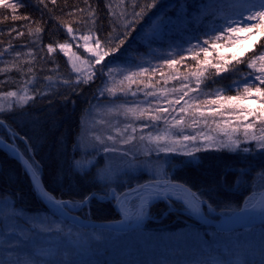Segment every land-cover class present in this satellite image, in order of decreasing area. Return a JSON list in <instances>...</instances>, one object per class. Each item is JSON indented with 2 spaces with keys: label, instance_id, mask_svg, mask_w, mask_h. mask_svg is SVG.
Wrapping results in <instances>:
<instances>
[{
  "label": "trees",
  "instance_id": "1",
  "mask_svg": "<svg viewBox=\"0 0 264 264\" xmlns=\"http://www.w3.org/2000/svg\"><path fill=\"white\" fill-rule=\"evenodd\" d=\"M5 2L17 3L18 7L13 12L0 5V100L8 98V92L20 95V92L27 89L28 94L25 103L5 104L3 107L4 111L0 112V120L3 121L0 125V138L16 146L28 158L40 174L48 193L69 202L80 203L84 195L90 192L100 197L107 193L105 184L95 179L99 176L96 167L88 171L87 175L74 169V161L78 159V135L84 126V115L95 102L105 68L123 59L137 63L146 54L152 56L155 53L150 69L142 76V82L136 88L156 90L167 86L178 94L200 88L198 93L202 96L199 101L211 98L206 95H213L214 92H220L218 97L224 100L228 97L240 99L247 95L244 92V79L255 72L247 67L248 63L256 58L255 65L258 67L260 59L257 57L264 53V28L249 31V26L257 21L245 23L241 19L249 14L246 9L252 4H256L252 11H264L259 7L261 0ZM153 3L154 7H148ZM136 13L141 15L137 16ZM13 15L26 16L28 19L14 20ZM260 23L264 24V21ZM229 24L238 30L216 39L220 30ZM67 26L73 28V34L67 33ZM37 28L41 31L37 32ZM149 32L152 34L149 35ZM256 34H260V37L240 57L227 55L221 63L216 59L217 62L212 64H218V69H215L216 66L199 64L205 58L201 47H207L212 53L218 47L236 44L243 41L245 36ZM72 35H75L76 40H82L87 35L93 44L99 39L101 43L98 51L118 48L116 52L104 57L102 63L106 67L99 64L95 68V77L86 82L77 80L69 65L67 53L59 48L60 44L67 43L72 48L68 51L74 50ZM121 40L123 44H120ZM205 40L208 44H204ZM49 45L53 47L52 52L48 51ZM168 59H174L177 63L169 66L165 62ZM194 71H200V74L196 77ZM170 75L174 76L171 78ZM258 82L247 86L264 88V84L257 85ZM193 99L194 102L198 101L197 97ZM190 122L186 118L185 124L179 127L182 130L185 127L192 129L194 126ZM257 131L264 135V125ZM248 149L247 152L243 151V147L236 152L225 149L191 150L195 152L191 157L183 155L184 152L164 155V159L170 157L167 177L188 186L210 204L215 212L231 214L239 210L264 182V175L260 174L264 168V149L254 146H248ZM144 180L143 177L135 181H124L116 187L117 192L121 193ZM175 204H172L173 209L166 202L159 201L149 210V214L159 219L161 225L178 224L175 229L167 231L170 236H164L166 232H152L148 229L145 230L147 233L135 230L124 234L83 230L55 216L41 201L23 168L0 148V213L3 211L1 208L6 209L7 213L6 220L0 215V239L8 238L6 243L2 239L0 242V258L4 259L2 264H197V257L203 256L195 257L187 247L202 252V249L206 251L203 242L210 249L212 245L220 247L226 241L230 242V239L250 233L259 235V243L263 241L264 224L249 232L219 234L215 230L189 227L190 224L185 223L186 215L179 213V210L185 208ZM77 214L90 221H120V216L110 202H98L95 198ZM38 220H49L51 224H58L60 230L80 233L91 239L95 235H115L124 240L130 239V242L126 246L111 248L115 253L120 250L125 252L114 260L109 257L110 253L103 252L99 244L89 243L79 248L81 245L74 242L71 251H66L64 240L60 244L44 245L45 239L52 237V233H42L36 223ZM7 226L14 230L10 236L6 233ZM171 231L175 233L171 234ZM176 234L177 237L184 235V239L180 242L172 241ZM194 234H198L196 239L203 237V242L196 240L192 243L191 235ZM210 234H214L216 241H213ZM163 239H167L166 244ZM89 247L94 252L88 254ZM45 249L50 250L49 254L44 252ZM5 254L8 255L7 260ZM159 255H163L166 261L161 260Z\"/></svg>",
  "mask_w": 264,
  "mask_h": 264
},
{
  "label": "rangeland",
  "instance_id": "2",
  "mask_svg": "<svg viewBox=\"0 0 264 264\" xmlns=\"http://www.w3.org/2000/svg\"><path fill=\"white\" fill-rule=\"evenodd\" d=\"M153 31H155V29ZM151 34L152 33L149 35ZM259 37L260 34L251 37L245 36L243 41H239L236 44L218 47L216 51L212 53L209 52V55L204 58V62H200L199 64L204 66H216L217 68L215 69H218V64H212L213 62L218 61V63H221L225 60L224 57L227 55L240 57L242 53L247 51L252 43H254ZM73 42L75 49L67 51V57L74 76L77 80L81 81H85V78L88 76H91V78L95 77V68L99 64L103 67L105 66L102 63L103 60L98 64L95 63L96 57L86 51L85 41L83 39H75ZM94 45L95 44H93L90 39L87 41L88 48L95 49L96 47ZM73 53H75V55H73ZM154 56H156L155 53H153L152 56L151 54H146L143 59H139L137 63L133 62L131 59H123L117 61V64H112L105 68L104 75H102V78L100 79L101 81L99 82V90L95 102L93 101V105H90V108L84 115L85 119L83 118L84 126L78 135L77 141V161L89 164L86 170L87 172L96 167L95 169L97 175H99V181L105 184L106 194L111 196L116 194V187L124 181H135L143 177L145 180L142 183L147 182V179H149V181H170L166 172V169L170 164L168 162L170 157L164 159V155H173V153L180 154V152H184L183 155L191 157L195 153L191 150H195L196 148L215 150L225 149L229 152H236L241 147L244 149H248V146H254L255 148L259 147L257 141L251 139L245 140L244 137L245 126L249 123L252 124V128L248 129L249 135L251 136L254 134L257 137L262 136L260 135V131L257 130L264 125V108H262L264 100L259 99L258 94L255 93L254 88L256 86L252 88L253 91L251 93H246L247 95L244 98L239 99L236 97L235 100H224L218 97L221 95L219 94L220 92H214L213 95H206L211 97L206 98V101H199L200 96H202L201 93H198L201 91L200 88L197 90L195 89L197 93H195L194 90L187 93V95H182L184 92L178 94L167 86H161L159 87L160 89L156 90H151V88H136L137 85H140L139 82H142V76L146 75L147 73L145 72L150 69V62ZM85 61H87V63ZM259 63L258 67L255 65V68H252V71L255 72L247 78L249 80L248 84H256L257 80L254 79V76L260 75V73L255 69L264 65L262 60H260ZM114 66L116 69H113ZM141 69H144L145 71H141ZM199 72L200 71H194L193 73L197 77V74H200ZM93 73L94 75H92ZM132 73H135L136 75L131 76V80L126 79V77L130 76ZM174 75H170V77L172 78ZM259 84L260 82L257 83V85ZM108 89H113L115 95L109 92ZM120 89H124V91H120ZM133 93H135V95H133ZM147 93H154V95H147ZM27 94V89H25L16 97H8L5 98V100H0V106L4 107L5 104H20L18 103V98L22 96L26 97ZM180 95L183 96V99H180ZM191 96H193V98L197 97L198 101L194 102V99ZM178 100L179 103H176ZM210 100H216L217 102L211 104L209 103ZM253 101L255 102L253 103ZM193 106L196 110H194ZM136 107L145 109L151 115L160 116L161 118L159 120H151L147 118L135 119L130 114H125L126 109ZM7 108H9V106ZM164 108H167L168 111H156L157 109ZM181 108H183L184 111H181ZM212 110L215 111L213 112ZM201 113H204V115L201 116ZM181 117H183L182 123L180 125H175V121L180 120ZM185 117L191 121L190 124L194 126L192 129L184 126L185 129L182 130L181 127H179L182 124H185ZM245 117H247V119H245ZM125 129H127V131H124ZM132 129H135V131L133 132ZM226 133L228 135H226ZM185 135L197 136V139L195 141H183L182 136ZM229 135L232 136V139L239 141L238 148L231 146ZM109 136H112L114 139L109 140ZM128 136H133L134 139H132L130 143H124L123 141ZM158 136L165 137L164 140L159 141L160 144L166 143L168 146L174 147L177 150L174 152L157 150V142L150 141L149 137L155 138ZM97 137H99L100 140H97ZM141 137H144V139L141 140ZM205 137H211L212 139L206 140ZM101 140L103 143H101ZM174 141H179V143H174ZM106 146L115 150L105 152L104 148ZM188 152H191L192 155H188ZM99 160H101V162H99ZM131 161L132 163H130ZM105 172H109L106 179ZM258 189L259 190H255V192L246 199L241 208H249L260 199L264 189L263 181ZM146 194H148V192L135 195L126 200L123 204L128 208L129 225L135 223L138 219L141 211L139 208L140 198ZM81 205L82 204L79 202H69V208L73 211H78ZM183 207L185 209H178L179 213L186 215L189 219H193L194 217L191 215L190 211L187 210L185 206ZM199 207L202 211L208 213L209 217H216L215 219L228 216V214L218 212L215 214L214 210L208 212V204L206 205L205 203L199 204ZM1 210L3 211L0 215L2 214L5 217L7 215L6 209L1 208ZM49 210L55 216H60V213L56 209L50 207ZM142 212L145 220L142 222L140 228L137 229L141 232L147 233L145 230L148 229V231L152 232H166L164 236H170L167 231L174 227H178V224L176 223L161 225L159 219L149 214L148 207H145ZM6 218L7 217H5V220ZM257 218V216L248 217L244 219V222L248 223L252 221L251 219L255 220ZM36 223L37 226L42 229V233L44 231H47V233L49 231L50 234L52 233V237L45 239L44 245L60 244V242H63L64 240L65 244L63 247L66 251H71V244L74 242L81 245L78 246L79 248H83L84 246L89 245V243L99 244L103 252L107 251V253H110L111 255H109V257L114 260L117 256L124 255L125 252H123L124 250H120L115 253L111 248H119V245L126 246L130 242V239L124 240V238H119L115 235L111 237L95 235V237H93L94 239H91L80 233L60 230L58 224H51L49 220H38ZM8 225H10L9 222ZM5 227L6 226H4V228ZM206 229H209V231L214 230L210 227H206ZM12 231L14 230L11 229V226H7L6 233H9V236ZM1 233L0 235H2ZM173 233L175 232L171 231V234ZM213 236L214 234H210V237ZM257 236L259 235H253L250 233L240 238L235 237L234 239H230V242L226 241L220 247L217 246V244L212 245L210 249L206 248V244L203 242V237H200L196 240L203 242L206 251L202 249V252H200L194 248L190 249L189 247H187V250L191 251L195 257L198 255L203 256L202 258L197 257V264H264V238H262V243H259ZM176 237L177 234L172 241L180 242L181 239H184V235ZM138 238L141 239V236ZM1 239L2 242L6 243L8 238L4 237ZM166 240L167 239H163L165 244ZM196 240L193 239L192 243H195ZM137 241L140 242V240H136L135 242ZM213 241H216L215 237H213ZM184 251L186 250L184 249ZM44 252L49 254L50 250L45 249ZM91 252H94V250L92 247H89L88 254ZM159 257L161 260L166 261L163 255H159ZM5 259H8V255L6 254ZM3 261L4 259L2 260L0 258V264H2ZM154 264L157 263L154 262Z\"/></svg>",
  "mask_w": 264,
  "mask_h": 264
},
{
  "label": "snow or ice",
  "instance_id": "3",
  "mask_svg": "<svg viewBox=\"0 0 264 264\" xmlns=\"http://www.w3.org/2000/svg\"><path fill=\"white\" fill-rule=\"evenodd\" d=\"M40 2L43 3V0H40ZM52 3H55V0H52ZM0 5H2L6 9H12L13 12H15V10L18 7V4L17 3L5 2V0H0ZM154 6H155V3L148 5V7H154ZM255 7H256V4H252L251 7H249V8L246 9L249 14L246 17H242L241 18L242 21L245 22V23L247 21H253V20H256L257 21V23L252 24V25L249 26V31H251L254 28H264V24H261L260 23V21H264V11H255V12L252 11V9L255 8ZM259 7L261 9H264V0H261ZM136 15L139 16V15H141V13H136ZM12 19H14V20L15 19H28V17H26V16L25 17H19V16H16V15H13L12 16ZM233 23H238V22L237 21H234ZM14 30L15 29H13V31ZM237 30H238L237 27H234V26H232V24H229L227 27L222 28L220 30L219 35L216 36V39H220L226 33H232V32H235ZM36 31L39 32V31H41V29L37 28ZM67 33L68 34H73V28L71 26H67ZM18 34L19 35H22V33H18ZM72 39L73 40L76 39L75 35H72ZM83 40L85 41L86 51H88L89 53H91L93 56L96 57L95 63H97V64L100 63L104 59L105 56H108L111 53H114V52H116L118 50V48H112V49H109L108 51H98L97 49H100V43H101L99 39H96L94 41V43L96 45V48L95 49L94 48H88L87 47V41L89 40V36H87V35L83 36ZM123 43H124V41L121 40L120 41V44H123ZM204 44H208V41L205 40L204 41ZM70 47H71V45L70 44H67V43L60 44L59 45L60 50L61 51H64L65 53H67V51H68V49ZM48 51L49 52H52L53 51V47L51 45H49ZM201 51H203L205 57H207L209 55V51H208V48L207 47H201ZM73 55H75V53H73ZM257 58L260 59V60H262V61H264V53L260 54ZM193 59H195V57H193ZM255 59L256 58H254L251 62L248 63V65H247L248 68H255ZM85 62L87 63V61H85ZM165 62L169 66L174 65V64L177 63V61L174 60V59H168ZM255 70L257 72H259L260 75H255L254 76V79L257 80V81H259L260 84H264V65H261L259 68H256ZM141 71H145V70L144 69H141ZM92 75H94V73ZM134 75H136V74L135 73H132L130 76L126 77V79L131 80V76H134ZM87 79H91V76L86 77L85 78V82L87 81ZM132 82H134V81H132ZM243 82L245 84L244 92L245 93H251L253 91V89L247 86L248 83H249V80L247 78H245ZM108 91L111 92L113 95H115V91L113 89H108ZM120 91H124V89H120ZM254 91H255V93L258 94L259 99L264 100V88H262L260 86H256L254 88ZM6 95L8 97H16L17 96V93H15V92H8ZM133 95H135V93H133ZM147 95H154V93H147ZM184 95H187V92H185ZM180 99H183V96H181ZM235 99H236V97H228V100H235ZM26 100H27V97H25V96L19 97L18 98V103H20V104L25 103ZM216 102H217L216 100H210L209 101V103H211V104H215ZM254 102L255 101H253V103ZM176 103H179V100L176 101ZM262 108H264V105H262ZM3 111H4V108L2 106H0V112H3ZM156 111L157 112H167L168 109L167 108L157 109ZM181 111H184V109L181 108ZM212 111L214 112L215 110H212ZM125 114L126 115L130 114L135 119H144V118H147V119H151V120H159L161 118L160 116L151 115L147 110L140 109L138 107L126 109V113ZM203 115H204V113H201V116H203ZM245 119H247V117H245ZM182 121H183V117H181L180 120L175 121V125H180L182 123ZM194 123H195V121H194ZM2 124H3V121L0 120V125H2ZM250 128H252V124L251 123H249V124H247L245 126V131H244L245 140H248V139L255 140V141H257L258 146L261 149H264V135L257 137L256 135L253 134V135L250 136L249 135V132H248V129H250ZM124 131H127V129H125ZM132 131L134 132L135 129H132ZM226 135H228V134L226 133ZM96 139L97 140H100L99 137H97ZM108 139L109 140H113L114 138L112 136H109ZM132 139H134L133 136H128L123 142L124 143H130ZM143 139H144V137H141V140H143ZM149 139H150V141L157 142V150H159V151H163V152H174V151L177 150L174 147L168 146L166 143L165 144H160L159 143V141L165 139L164 136H158V137H155V138L149 137ZM196 139H197V136H191V135L182 136V140L183 141H195ZM205 139L206 140H210L212 138L211 137H205ZM229 141H230L231 146L236 147V148L239 147V141L232 139V136L231 135H229ZM101 143H103L102 140H101ZM174 143H179V141H174ZM114 150L115 149L109 148L107 146L104 148V151L105 152L114 151ZM195 151H200V148H196ZM243 151L247 152V151H249V149H244ZM187 154L188 155H192L191 152H188ZM88 166H89L88 163H82L81 161H74V169H75V171L81 173L82 175H87V171L86 170H87ZM260 174L261 175H264V168H262ZM108 175H109V172H105V179L107 178ZM95 179H99V176H97ZM161 190L163 191V189H161ZM44 196H46L49 200L54 201L57 205H60V206H63L64 204L67 203V202L55 200V197H53L48 192H44ZM93 198H97V194L96 193H92V192L87 193V194L84 195V197L80 201V203L81 204H86L90 200H92ZM192 200L196 202V206L194 207L193 210L196 213H199L200 212L199 204L206 203V201L201 200L195 193H192ZM208 211L209 212L213 211V208H212V206L210 204L208 205Z\"/></svg>",
  "mask_w": 264,
  "mask_h": 264
},
{
  "label": "water",
  "instance_id": "4",
  "mask_svg": "<svg viewBox=\"0 0 264 264\" xmlns=\"http://www.w3.org/2000/svg\"><path fill=\"white\" fill-rule=\"evenodd\" d=\"M0 148L6 151L25 171L26 175L30 179L31 184L33 185V188L35 189L37 195L41 199V201L48 207H51L53 209H56L60 213V218L69 223L72 224L80 229L83 230H105V231H110L113 233L117 234H124L130 231H135L137 230V226L132 225L129 226L128 222L124 219L121 211L119 210L120 208V202L127 197L131 196L132 194L136 193L134 190H128L122 193L118 198L115 199V202L112 200V196L103 197L99 198L97 195V201L98 202H111L113 204V208L116 211V213L119 214L121 217V222L119 223H106V222H97V221H90V220H85L81 218L79 215H77L78 211L81 210L86 204H82L81 207L79 208L78 211H73L69 208V201H64L55 198V200L58 201H63L67 202L63 206L57 205L54 201L49 200L46 196H44V192H47V190L44 187V184L42 182L40 174L36 171L34 166L31 164V162L28 160V158L13 144L10 142H7L6 140L0 138ZM162 184L160 181L157 182H151L147 185H141L138 188V191H143L149 187H155V188H160L162 186L168 188H177L181 189L186 192L188 195V201H184V203L188 206L189 211L191 214L195 215L198 219H200L202 222L205 223L206 227H210L215 229L216 231L219 232H231L232 230L236 229H252L253 227H256L258 225L264 224V193L260 197V199L251 207L249 208H241L240 210L236 211L229 217L224 219L223 224L218 225L219 222L213 221L211 219L205 218L201 212L196 213L193 209L194 204L192 201V193H194L192 190H190L188 187L182 185L181 183L178 182H171V181H165ZM169 199V200H178L179 198H172L169 194L163 195V196H158L157 199ZM142 213V211H141ZM254 214H261L262 219L260 221H255L252 224H245V225H240V226H234V221L238 218L243 219L245 217L254 215ZM222 223V222H220ZM140 228V227H139Z\"/></svg>",
  "mask_w": 264,
  "mask_h": 264
},
{
  "label": "bare ground",
  "instance_id": "5",
  "mask_svg": "<svg viewBox=\"0 0 264 264\" xmlns=\"http://www.w3.org/2000/svg\"><path fill=\"white\" fill-rule=\"evenodd\" d=\"M111 61H115V60H111ZM110 64V63H109ZM113 69H116V67L114 66L113 67ZM125 153V152H124ZM130 163H132V161L130 162ZM148 181L147 182H145V183H140V184H134L131 188H129V189H125L124 191H122L121 193H118L117 191L115 192L116 194H114L113 196H112V200H113V202H115V199L116 198H118V196H120L122 193H124L125 191H128V190H134L136 193H134V194H132L131 196H129V197H127L126 199H124V200H122L121 202H120V208H119V210L121 211V213H122V215H123V217H124V219L128 222V225H129V217H128V208H126L123 204L126 202V200H128L129 198H131V197H133V196H135V195H139V194H142V193H144V192H148V194H146V195H143V196H141V198H140V202H139V208L141 209V211H143L144 210V208L145 207H148V209L150 210L154 205H156L157 204V202H159V201H163V202H166L169 206H171L172 208H173V205H176L175 203H178V204H180L181 206H185L186 208H187V210H189V208H188V206L184 203V201H188V195L186 194V192L185 191H183V190H181V189H177V188H172V187H168V188H166V187H164V186H162V187H160V188H155V187H149V186H147V188L145 189V190H143V191H138V188L141 186V185H147V184H149V183H151V182H157V181H149V179H147ZM171 181V180H170ZM162 184H164L163 182H165V181H160ZM172 183L174 182V181H171ZM179 183V182H178ZM182 184V183H181ZM182 185H184V184H182ZM184 186H186V185H184ZM186 187H188V186H186ZM189 188V187H188ZM161 189H163V191L161 190ZM190 189V188H189ZM191 190V189H190ZM193 191V190H192ZM194 192V191H193ZM199 198H200V196L196 193V192H194ZM263 193H264V189H263ZM262 193V194H263ZM166 194H169L170 196H172V198H176V199H178L179 198V201L178 200H169V199H165V198H161V199H157V197L158 196H163V195H166ZM108 196H111V195H109V194H106L105 196H102V197H100V196H98L99 198H103V197H108ZM96 200H97V198H95ZM201 200H203V201H205L204 199H202V198H200ZM147 201V202H146ZM193 201V200H192ZM174 202V203H173ZM112 204V203H111ZM173 204V205H172ZM177 204V205H178ZM193 204H194V206L196 205V202L195 201H193ZM206 205H207V203H205ZM174 209V208H173ZM172 209V210H173ZM208 210V209H207ZM141 211H140V213H139V216H138V219L136 220V222L135 223H133V224H131V225H129V226H132V225H135V226H137L138 228L137 229H139V227L142 225V222H144V220H145V218H143V212L141 213ZM238 211V210H237ZM200 212H201V214L205 217V218H207V219H211V220H213V221H217V222H219L218 223V225H221V224H223V222H224V219L225 218H227V217H229L230 215H232L233 213H235V212H233V213H231V214H228V216H226L225 218H219V219H215V218H212V217H209V215H208V213H205L204 211H202L201 209H200ZM209 212V211H208ZM215 214L217 213V212H214ZM118 214V213H117ZM119 215V214H118ZM194 218L193 219H189L187 216H186V221H185V223H187V224H190L191 226H189V227H197V228H206V225H205V223L204 222H202L200 219H198L195 215H193V214H191ZM253 216H257L258 218L257 219H255V220H253V219H251L252 221H251V224L253 223V222H255V221H260L261 219H262V216H261V214H254V215H251L250 217H253ZM181 218H183V216L181 215ZM189 219V220H188ZM245 219V218H244ZM244 219H240V218H238V219H236L235 221H234V226H240V225H245V224H247V223H245L244 222ZM118 222H121V217H120V221H118ZM118 222H108V223H118ZM220 222H222V223H220ZM254 228V227H253ZM215 230V229H214ZM249 230L250 229H244V230H241V229H236V230H232L231 232H219V231H216L217 233H219V234H230V233H233V232H236V231H243V232H249ZM131 232V231H130ZM128 233V232H127ZM115 234H117V233H115ZM198 236V234H194V235H191V239L193 240V239H195L196 240V237Z\"/></svg>",
  "mask_w": 264,
  "mask_h": 264
}]
</instances>
